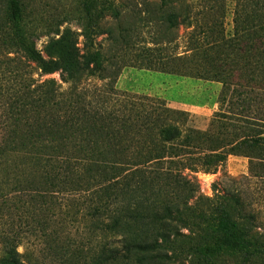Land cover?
I'll return each mask as SVG.
<instances>
[{"label": "trees", "instance_id": "1", "mask_svg": "<svg viewBox=\"0 0 264 264\" xmlns=\"http://www.w3.org/2000/svg\"><path fill=\"white\" fill-rule=\"evenodd\" d=\"M162 2L166 26L152 48H135L131 25L112 42L125 54L106 57L96 42L104 8L79 0L82 48L45 59L20 1L0 0V219L36 215L42 230L49 214L79 222L105 238L90 264H131L138 256L139 264H174L186 229L197 242L185 254L191 264L264 255V237L253 232L239 195L214 190L203 198L196 180L229 156L249 159L250 172L259 167L263 176L264 131L226 120L212 132L197 130L189 114L163 100L116 88L126 67L218 82L231 115L264 123V0H236L230 37L196 27L180 55L170 47L180 28L193 26L192 7ZM18 237L0 231V264H23Z\"/></svg>", "mask_w": 264, "mask_h": 264}, {"label": "rangeland", "instance_id": "2", "mask_svg": "<svg viewBox=\"0 0 264 264\" xmlns=\"http://www.w3.org/2000/svg\"><path fill=\"white\" fill-rule=\"evenodd\" d=\"M19 1L26 24L29 23L37 29L39 37L35 40L36 48L45 59L68 58V48L74 45L82 48L79 0ZM188 2L192 7L193 26L188 29L180 28L177 46L172 45L170 49H174L179 55L183 54L186 38L196 30V27H198L196 32H206V28L212 26V36L215 38L219 34L226 37L232 35L236 0H188ZM101 6L104 8L102 23L104 34L99 36L96 42L106 57H122L125 54L120 50L119 41L115 46L112 44L120 28L127 29L131 25L132 28H136L132 40L136 49L152 48L153 40L165 29L167 7L163 5L162 0H100L98 7ZM133 12L138 13L141 18L135 19L138 21L136 24L133 23L135 16ZM56 30H59L62 36L55 35ZM44 79H58V75L46 76ZM116 88L123 92L163 100L168 107L189 114L188 126L197 130L212 132L218 120H226L264 131L263 122L234 116L227 111L220 100L222 85L218 82L126 67L122 69L117 79ZM196 180L199 186L198 195L203 198H212L215 191L220 194L229 192L234 196L239 195L246 211L253 216L249 220L253 232L264 237V175L262 176L259 167L251 173L249 159L229 156L215 174H198ZM206 212V218L212 220L210 210ZM10 215H4L0 219V231L13 237L19 236L18 252L22 255L23 264H90V260L102 246L101 241L105 240L104 237L101 239L99 232L89 234L85 226L79 222L68 219L67 223L64 221L60 223L58 216L54 217L51 214L48 216L49 227L46 230L41 229L36 215L27 216L22 220L17 218L18 215L14 211ZM247 227L250 228L248 224ZM193 233L194 229L180 231L183 237H179L181 243L175 249L182 257L174 264H191L185 254L189 248L197 244ZM87 239L90 241H86ZM252 259L236 254L227 264H264V255ZM140 261L139 256L134 257L131 264H139Z\"/></svg>", "mask_w": 264, "mask_h": 264}]
</instances>
